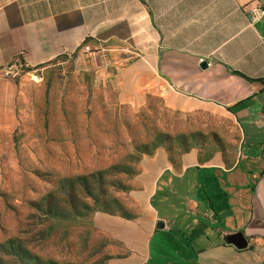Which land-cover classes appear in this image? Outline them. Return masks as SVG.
I'll use <instances>...</instances> for the list:
<instances>
[{"label":"rangeland","instance_id":"obj_1","mask_svg":"<svg viewBox=\"0 0 264 264\" xmlns=\"http://www.w3.org/2000/svg\"><path fill=\"white\" fill-rule=\"evenodd\" d=\"M88 43L0 69V264H135L140 236L125 225L147 233L145 186L165 157L231 163L239 151L224 109L158 80L130 92L125 45Z\"/></svg>","mask_w":264,"mask_h":264},{"label":"crops","instance_id":"obj_2","mask_svg":"<svg viewBox=\"0 0 264 264\" xmlns=\"http://www.w3.org/2000/svg\"><path fill=\"white\" fill-rule=\"evenodd\" d=\"M264 0H0V69L22 55L36 67L86 37L133 55L130 92L161 93L224 109L241 130L231 163L165 157L145 190L152 210L135 264H264ZM142 71L136 68L141 67ZM177 108H180L176 104ZM164 223L162 228L157 222ZM242 232L247 245L230 236Z\"/></svg>","mask_w":264,"mask_h":264},{"label":"built area","instance_id":"obj_3","mask_svg":"<svg viewBox=\"0 0 264 264\" xmlns=\"http://www.w3.org/2000/svg\"><path fill=\"white\" fill-rule=\"evenodd\" d=\"M263 15H264V8H262L261 6L253 7L251 9V21L252 22H255V21L259 20L260 18L263 17ZM82 46H83L82 50L85 51V52L91 50L90 45H89L88 42L83 44Z\"/></svg>","mask_w":264,"mask_h":264},{"label":"water","instance_id":"obj_4","mask_svg":"<svg viewBox=\"0 0 264 264\" xmlns=\"http://www.w3.org/2000/svg\"><path fill=\"white\" fill-rule=\"evenodd\" d=\"M163 226H164V223L161 220H159L157 222V227L162 228ZM230 240L236 243L239 247H244L247 245V240L242 232H237L233 234L232 236H230Z\"/></svg>","mask_w":264,"mask_h":264},{"label":"trees","instance_id":"obj_5","mask_svg":"<svg viewBox=\"0 0 264 264\" xmlns=\"http://www.w3.org/2000/svg\"><path fill=\"white\" fill-rule=\"evenodd\" d=\"M142 2H143V0H141ZM91 41V37H86L85 38V40H84V42H83V44H85V43H87V42H90ZM59 57V56H58ZM17 59L19 60H21L23 63H25V61H24V59H23V56L22 55H18V56H16L14 59H13V61H11V63L9 64V65H13V64H16V61H17ZM31 68H29V70H30Z\"/></svg>","mask_w":264,"mask_h":264}]
</instances>
